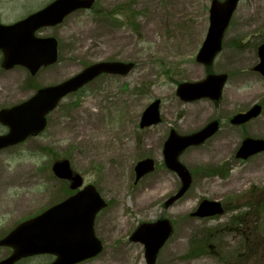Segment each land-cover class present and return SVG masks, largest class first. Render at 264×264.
<instances>
[{"label": "rangeland", "instance_id": "rangeland-1", "mask_svg": "<svg viewBox=\"0 0 264 264\" xmlns=\"http://www.w3.org/2000/svg\"><path fill=\"white\" fill-rule=\"evenodd\" d=\"M51 1L0 0V22L10 24ZM211 1L95 0L91 10H78L58 26L39 31L57 40L56 63L33 77L20 66L0 68L3 109L91 63L134 65L125 76H100L66 96L48 115L41 134L0 151V237L71 193L51 173L54 161L67 159L84 184H93L107 202L94 221L102 251L80 264H146L143 245L129 237L140 224L158 219H167L173 232L155 264H264V152L245 161L234 157L244 137L264 138V78L252 69L264 44V18L238 17L254 4L239 0L221 51L205 67L195 55L209 25ZM208 73L227 74L218 103L183 102L176 96L178 83L201 81ZM153 99L161 101V121L140 129L141 114ZM254 103L262 106L258 117L239 127L229 124ZM214 119L220 121L217 133L179 155L191 185L165 207L180 186L163 161L170 129L188 135ZM6 130L0 124V134ZM223 143L217 156L203 155ZM144 158L153 159L155 168L135 181L134 166ZM150 185L163 189L139 205ZM202 200L219 201L223 213L191 217ZM6 253L0 249V258Z\"/></svg>", "mask_w": 264, "mask_h": 264}, {"label": "water", "instance_id": "water-1", "mask_svg": "<svg viewBox=\"0 0 264 264\" xmlns=\"http://www.w3.org/2000/svg\"><path fill=\"white\" fill-rule=\"evenodd\" d=\"M238 0L211 2L209 10V27L206 38L196 56L199 63L209 65L221 48V38ZM93 0H55L42 10L16 22L0 25V50L3 53V66H25L31 75L41 66L56 61V42L51 38L37 39L35 30L42 26H54L63 18L77 9H88ZM259 63L254 70L264 76V44L258 48ZM133 67L132 63L99 62L95 63L66 81L41 88L28 100L9 109L0 110V123L7 126L8 132L0 135V150L22 142L29 135L38 134L45 127V115L53 110L59 100L70 92L95 78L101 73L127 74ZM226 74L208 75L204 80L195 83H181L176 94L183 101L208 98L217 102L226 81ZM261 111L254 105L245 113L236 114L230 122L243 124L257 117ZM159 118V100L153 101L141 116L140 127L156 124ZM218 129V122L212 121L199 131L179 136L173 130L164 142L163 155L167 168L177 173L181 180L178 192L170 197L165 206L179 199L188 189L191 177L188 170L178 161L179 154L187 147L199 145L211 137ZM264 151V139L245 138L235 156L240 159ZM154 168L151 159L139 161L135 167V178L138 180ZM53 172L60 178L72 180L71 189L81 185L78 175H72L67 160L57 161L52 166ZM105 203L100 199L94 187L87 186L76 195L49 208L41 215L28 220L16 227L6 236L0 245L13 249L11 256L0 264H12L21 257L39 253H51L57 259L52 264H75L97 255L101 244L93 233V220L98 210ZM222 213L220 203L204 200L199 203L192 216L203 218ZM172 231L168 220L141 224L131 235L130 241H138L144 245L147 264H154L159 249L163 246Z\"/></svg>", "mask_w": 264, "mask_h": 264}, {"label": "bare ground", "instance_id": "bare-ground-1", "mask_svg": "<svg viewBox=\"0 0 264 264\" xmlns=\"http://www.w3.org/2000/svg\"><path fill=\"white\" fill-rule=\"evenodd\" d=\"M249 15H257L259 18H264V0H254V4L251 9L240 10L237 14L238 17H248ZM225 147V143L221 145H213L207 151H205L203 155H207L208 157L217 156V154H219ZM148 189L149 191L146 193V195H144L142 199H138L139 205L146 203L149 199L155 197L162 191L163 188L160 186L150 185ZM123 196H125V194H123ZM120 255L123 256V252H121Z\"/></svg>", "mask_w": 264, "mask_h": 264}, {"label": "flooded vegetation", "instance_id": "flooded-vegetation-1", "mask_svg": "<svg viewBox=\"0 0 264 264\" xmlns=\"http://www.w3.org/2000/svg\"><path fill=\"white\" fill-rule=\"evenodd\" d=\"M54 27H56V26H54ZM54 27H45V28H42V29H49V28H54ZM42 29H39L37 32H36V35L38 36V37H52V36H50V35H46V36H40L39 35V31H41ZM2 59H3V56H2V54H1V52H0V68L3 70V71H8V70H5L4 68H3V66H2ZM41 69V68H40ZM39 69V70H40ZM38 70V71H39ZM37 71V72H38ZM36 72V73H37ZM36 75V74H35ZM34 75V76H35ZM33 77V76H32ZM49 115V114H48ZM48 115H47V117H48ZM47 117H46V126H47ZM213 121V120H212ZM211 122V121H210ZM210 122H208V123H206L204 126H206L207 124H209ZM203 126V127H204ZM203 127H201V128H203ZM46 128V127H45ZM45 130V129H44ZM43 130V131H44ZM175 131L174 129H170V131H169V133L171 132V131ZM41 134V133H40ZM39 135V134H38ZM37 135V136H38ZM32 137H35V136H32ZM29 138H31V137H29ZM52 177H54L53 179H56L57 181H59L60 179H58L57 177H55L54 175H53V173H52ZM63 182H65L66 184H68L69 185V182L67 181V180H62ZM77 190H72V193L71 194H74L75 192H76ZM12 230V229H11ZM10 230V231H11ZM9 231V232H10ZM8 232V233H9ZM8 233H6L5 235H7ZM4 235V236H5ZM4 236H2V237H0V240L4 237ZM0 249H4L5 251H7V253H6V255H3L1 258H0V260H2V259H4V258H6L7 256H9L10 254H11V252H12V250L9 248V247H4V246H0ZM55 260V256H53V255H50V254H38V255H33V256H29V257H25V258H22V259H20V260H18V261H16L15 263H13V264H51L53 261Z\"/></svg>", "mask_w": 264, "mask_h": 264}]
</instances>
